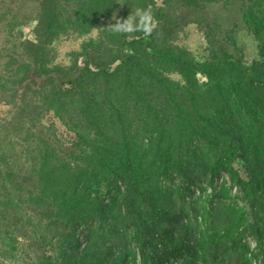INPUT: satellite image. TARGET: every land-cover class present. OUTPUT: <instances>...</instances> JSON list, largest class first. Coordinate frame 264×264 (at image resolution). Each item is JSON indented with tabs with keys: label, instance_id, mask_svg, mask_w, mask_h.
Listing matches in <instances>:
<instances>
[{
	"label": "trees",
	"instance_id": "obj_1",
	"mask_svg": "<svg viewBox=\"0 0 264 264\" xmlns=\"http://www.w3.org/2000/svg\"><path fill=\"white\" fill-rule=\"evenodd\" d=\"M83 1L71 27L87 33L103 0ZM178 1L199 7L204 0ZM137 7L153 11L157 27L150 35L111 30L82 42L83 64L77 55L49 68V45L62 23L57 0H42L39 38L25 43L30 59L10 56L0 75V88L19 103L18 116L37 120L53 111L80 130L71 144L39 133L33 183L18 195L28 224L37 215L45 226L39 239L55 243L37 264H254L230 220L217 215L213 232L196 233L165 183L181 182L184 198L204 177L213 184L223 171L237 172L239 160L250 231L263 246L264 86L227 57L197 63L186 50L162 45V6L137 0ZM252 17L247 9L249 22ZM198 70L208 82L198 79ZM18 215L8 214L14 222ZM7 223L0 217V264H8L1 252L4 238L12 237Z\"/></svg>",
	"mask_w": 264,
	"mask_h": 264
},
{
	"label": "rangeland",
	"instance_id": "obj_2",
	"mask_svg": "<svg viewBox=\"0 0 264 264\" xmlns=\"http://www.w3.org/2000/svg\"><path fill=\"white\" fill-rule=\"evenodd\" d=\"M41 1L0 0V75L8 70L10 56L30 59L25 43L39 38ZM86 4L83 0H57L62 31L49 45L54 52L49 68H55L56 64L69 65L77 55L83 64L82 42L91 37H103L111 31V23H115L117 17L122 18L137 8V0L127 4L122 0H116L115 4L113 0H103L96 25L89 32L81 33L71 26ZM158 4L165 13L159 43L186 50L197 63L212 56L227 57L242 66V73L246 72L264 86V0H204L199 7H188L178 0H158ZM247 9L253 13L250 22L246 18ZM197 77L201 82L209 81L201 70L197 71ZM18 109L19 103L0 88V198L4 200L0 202L3 204L0 217L8 220L6 226L12 234L4 238L1 252L6 254L4 259L8 264H37V256L50 253L55 243L39 239L40 227L45 226L40 225L37 215L28 224L27 210L18 195L22 194L24 186L29 188L33 183L32 168L38 158L39 133L57 143L58 139L66 143L76 140L80 130H71L53 111L34 120L18 116ZM198 143L201 150H207L201 141ZM234 167L237 172L223 171L213 184L209 177H204L184 198L179 194L182 183L167 181L166 187L174 189L169 199L176 207L186 208L188 215L184 222H192L196 233L213 232L219 226L217 215L230 220L226 224L231 226V232L236 229L237 236L248 243V255L253 263L264 264V245H260L250 231L254 229L251 208L246 190L239 183L238 174H244L241 162L237 160ZM13 211L19 214L16 222L8 216ZM224 211H227L225 215ZM261 215L264 217L263 212ZM223 226L226 228L225 224ZM27 232L30 236L22 235H28ZM127 243V247L129 244L135 247L133 242Z\"/></svg>",
	"mask_w": 264,
	"mask_h": 264
},
{
	"label": "clouds",
	"instance_id": "obj_3",
	"mask_svg": "<svg viewBox=\"0 0 264 264\" xmlns=\"http://www.w3.org/2000/svg\"><path fill=\"white\" fill-rule=\"evenodd\" d=\"M156 27L157 21L149 7H137L126 17H117L115 23H111V30L115 33L142 32L150 35Z\"/></svg>",
	"mask_w": 264,
	"mask_h": 264
}]
</instances>
